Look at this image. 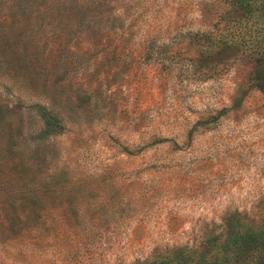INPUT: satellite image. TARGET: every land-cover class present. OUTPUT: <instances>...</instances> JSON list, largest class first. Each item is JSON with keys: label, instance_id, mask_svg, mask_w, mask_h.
Listing matches in <instances>:
<instances>
[{"label": "rangeland", "instance_id": "rangeland-1", "mask_svg": "<svg viewBox=\"0 0 264 264\" xmlns=\"http://www.w3.org/2000/svg\"><path fill=\"white\" fill-rule=\"evenodd\" d=\"M254 15L226 0H0V264H158L216 247L231 211L262 222ZM38 102L62 131L37 135Z\"/></svg>", "mask_w": 264, "mask_h": 264}, {"label": "trees", "instance_id": "trees-1", "mask_svg": "<svg viewBox=\"0 0 264 264\" xmlns=\"http://www.w3.org/2000/svg\"><path fill=\"white\" fill-rule=\"evenodd\" d=\"M23 1V0H21ZM25 1V0H24ZM230 8H240L249 15L255 14L254 37L264 29V0H226ZM258 10V12H256ZM264 37L257 39L260 41ZM258 46V47H257ZM257 47V48H256ZM255 53V65L252 69L250 82L256 85L264 83V42L262 45H250ZM7 107V105H5ZM37 114L42 118V128L38 136L59 132L65 128L64 123L47 104L35 103ZM3 105H0V110ZM238 210L226 216L225 235L216 247L204 244L195 246H178L170 254H163L158 264H231L234 259L249 257L253 264H264V220L257 225L246 223ZM220 257V258H219ZM228 262V263H227ZM230 262V263H229Z\"/></svg>", "mask_w": 264, "mask_h": 264}]
</instances>
